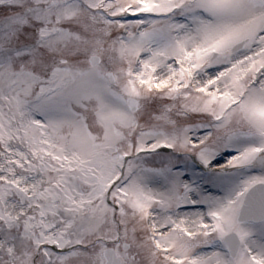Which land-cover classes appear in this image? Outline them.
<instances>
[{
	"label": "snow or ice",
	"instance_id": "6c2138e0",
	"mask_svg": "<svg viewBox=\"0 0 264 264\" xmlns=\"http://www.w3.org/2000/svg\"><path fill=\"white\" fill-rule=\"evenodd\" d=\"M0 264H264V0H0Z\"/></svg>",
	"mask_w": 264,
	"mask_h": 264
}]
</instances>
